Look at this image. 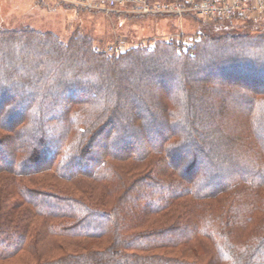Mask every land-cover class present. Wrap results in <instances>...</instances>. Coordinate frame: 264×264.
Instances as JSON below:
<instances>
[{
    "label": "trees",
    "instance_id": "1",
    "mask_svg": "<svg viewBox=\"0 0 264 264\" xmlns=\"http://www.w3.org/2000/svg\"><path fill=\"white\" fill-rule=\"evenodd\" d=\"M187 37L107 54L0 29V263L264 264V32Z\"/></svg>",
    "mask_w": 264,
    "mask_h": 264
},
{
    "label": "rangeland",
    "instance_id": "2",
    "mask_svg": "<svg viewBox=\"0 0 264 264\" xmlns=\"http://www.w3.org/2000/svg\"><path fill=\"white\" fill-rule=\"evenodd\" d=\"M251 15L254 16L253 13ZM253 16L246 19L235 17L230 21L206 22L194 17L192 14L185 13L178 14L172 12L147 15L133 14L127 9L116 11L114 9L112 12L89 10L56 0H0V29H23L26 31L34 30L42 33H52L64 42L68 41L77 32L90 37L100 52L107 54H109V44L118 41L134 46L138 43L147 44L153 41L158 42L164 40L168 35L180 33L183 36H189L194 33H206L210 34V36H217L227 32L249 35L262 34L264 32V11L258 17ZM205 64H214V62L208 61ZM169 89L170 85L164 86L160 88V92H164L165 94ZM238 106L245 107L246 105L238 104ZM196 145L198 146L197 143ZM198 162L192 175H197L199 166L201 171H204V166H207L203 160H198ZM237 169V167H233V169L231 168L227 172L233 173ZM228 173L226 175L213 173L212 178L215 179L218 178L216 176H220L219 178L225 180L226 177L231 176ZM2 178L6 179L7 177L3 175ZM2 178L0 177L1 187L4 186ZM89 187L93 188V185L89 184ZM63 188L69 189L68 186ZM91 191L95 197L103 194L97 189ZM16 199L17 197L15 195H11L9 198V200ZM153 222L159 223L160 219H151L150 223L152 224ZM57 242H60L64 246L67 245L68 251H79V249H74L82 243L85 249H101L105 247V243L95 241H81L79 245H75L78 244L75 241L74 243H66L60 240ZM191 246L194 247L197 255L202 254L198 246L195 244ZM192 247H188V249L192 251ZM36 248L38 255L44 260L55 258L61 253L57 248H53L51 242L46 240H40ZM184 252L186 256H191V258L194 256L188 250H184ZM178 253V251H175L171 255ZM31 263L32 259L29 255L20 253L8 260V262L0 264Z\"/></svg>",
    "mask_w": 264,
    "mask_h": 264
},
{
    "label": "built area",
    "instance_id": "3",
    "mask_svg": "<svg viewBox=\"0 0 264 264\" xmlns=\"http://www.w3.org/2000/svg\"><path fill=\"white\" fill-rule=\"evenodd\" d=\"M68 3L72 6L89 10H105L112 12L114 9H127L135 14H192L198 19L206 22L230 21L235 17L246 19L258 17L264 11V0H56ZM196 39V38H195ZM168 44H174L178 52L187 51L193 38L183 36L182 33L168 35L164 39ZM148 44V43H147ZM143 44V45H147ZM142 45L138 43L134 46L123 42L109 44V54H119L127 50ZM96 51H100L96 47Z\"/></svg>",
    "mask_w": 264,
    "mask_h": 264
}]
</instances>
